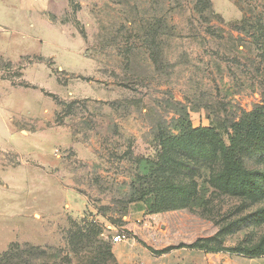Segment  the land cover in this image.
<instances>
[{
	"label": "rangeland",
	"instance_id": "374dc122",
	"mask_svg": "<svg viewBox=\"0 0 264 264\" xmlns=\"http://www.w3.org/2000/svg\"><path fill=\"white\" fill-rule=\"evenodd\" d=\"M0 6V264H258L264 0ZM181 118L245 120L241 182L204 129L160 153Z\"/></svg>",
	"mask_w": 264,
	"mask_h": 264
},
{
	"label": "trees",
	"instance_id": "16d2710c",
	"mask_svg": "<svg viewBox=\"0 0 264 264\" xmlns=\"http://www.w3.org/2000/svg\"><path fill=\"white\" fill-rule=\"evenodd\" d=\"M256 110H258V112ZM256 110L254 111L255 113L254 112L251 113L252 118L255 119L258 123L264 124V105L261 106L260 111H259V106L256 108ZM179 122H180L179 125L181 124L180 126L182 127V129L177 135L170 134V135H166L163 138H160L161 140H159L158 145H160V149L162 151L160 152L161 154H164L165 151H168L170 149V147H173V145L176 144L179 139H182V137L186 133L198 132L204 129V131L208 133L210 138L216 144H218V146H220V148L222 149L221 153L223 155L224 161L227 163L229 167V172L231 174V177H233V182L234 183L241 182L243 175V168L240 160V153L244 148L245 137L246 135H248L247 133L248 128H245V126H243V123H246L244 119L231 123V132L228 133V137H227L228 143H225L221 135L212 127L191 128L189 125L190 123L186 118H181ZM255 137L259 139V135H255ZM212 250L216 252V250L219 249L212 248ZM240 252L250 257H255V256L261 257L264 256V247L258 246L252 249L248 248Z\"/></svg>",
	"mask_w": 264,
	"mask_h": 264
},
{
	"label": "crops",
	"instance_id": "0c3cea01",
	"mask_svg": "<svg viewBox=\"0 0 264 264\" xmlns=\"http://www.w3.org/2000/svg\"><path fill=\"white\" fill-rule=\"evenodd\" d=\"M1 9H2V6H0V13H1ZM1 14H0V18H1ZM4 24L1 23L0 21V28H3L2 30H0V34H2L4 32ZM0 50L2 53V50H3V47L0 46ZM1 77H0V84H2L3 82H1ZM136 245L135 243V240L134 238H131L130 236H128L126 239L124 240H121V241H117V242H114L113 245H114V250H113V253L116 257L120 256L121 254L119 252H116L117 249H123L124 245ZM116 249V251H115ZM169 253H172V252H169ZM169 253H166V254H163L162 256H166L168 257ZM200 253H202V256L200 257ZM209 253H204V252H201L200 250H196L193 252L192 256H191V259H190V262L187 260L186 261H183L181 262L180 264H210V261H209ZM202 258V260H201ZM156 259V258H155ZM119 260V258H118ZM254 260V259H253ZM255 260L258 262V264H264V256H261L259 258H255ZM120 261V260H119Z\"/></svg>",
	"mask_w": 264,
	"mask_h": 264
},
{
	"label": "built area",
	"instance_id": "2783aa9c",
	"mask_svg": "<svg viewBox=\"0 0 264 264\" xmlns=\"http://www.w3.org/2000/svg\"><path fill=\"white\" fill-rule=\"evenodd\" d=\"M128 236H126V233H122V234H116L114 235L111 239H112V242H117V241H121V240H124L126 239Z\"/></svg>",
	"mask_w": 264,
	"mask_h": 264
}]
</instances>
